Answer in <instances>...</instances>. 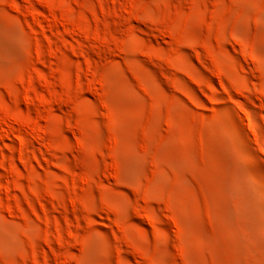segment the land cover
<instances>
[{"label":"rangeland","instance_id":"rangeland-1","mask_svg":"<svg viewBox=\"0 0 264 264\" xmlns=\"http://www.w3.org/2000/svg\"><path fill=\"white\" fill-rule=\"evenodd\" d=\"M0 264H264V0H0Z\"/></svg>","mask_w":264,"mask_h":264}]
</instances>
